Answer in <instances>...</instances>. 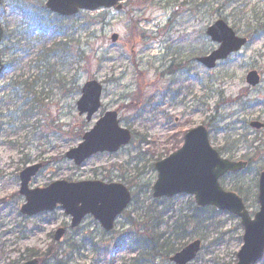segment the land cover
<instances>
[{
	"label": "rangeland",
	"instance_id": "1",
	"mask_svg": "<svg viewBox=\"0 0 264 264\" xmlns=\"http://www.w3.org/2000/svg\"><path fill=\"white\" fill-rule=\"evenodd\" d=\"M46 2L4 0L0 8V24L14 36L12 44L6 40L1 47L7 46L3 61L20 65L0 78V264H24L28 250L45 253L59 228L67 229L56 244L59 259L46 264H121L128 257L123 242L136 235L130 220L139 223L153 216H162L161 232L169 224L184 226L185 246L202 242L191 264H236L244 237L238 217L200 209L187 195L155 200L152 188L158 179L155 165L179 151L189 131L204 126L221 155L249 162L248 170L220 183L244 201L252 218L259 212L264 129L256 131L250 123L264 124V0H124L123 11H81L70 18L52 15ZM22 14L57 27L59 34L48 39L47 49L61 43V28L68 32L71 45L65 61L45 60L46 54L36 59L46 45L35 39L15 46L27 40L20 35L27 22ZM220 20L249 43L210 71L197 59L219 47L206 32ZM114 34L119 36L116 43ZM253 70L262 75L255 90L246 83ZM89 81L104 88L102 108L91 122L77 110L81 89ZM115 110L121 127L132 133L130 145L75 166L66 154ZM35 164L43 169L32 189L59 181H101L125 185L134 202L112 234H105L92 217L71 229V218L61 209L24 216L20 174ZM156 262L173 264L162 258Z\"/></svg>",
	"mask_w": 264,
	"mask_h": 264
},
{
	"label": "water",
	"instance_id": "2",
	"mask_svg": "<svg viewBox=\"0 0 264 264\" xmlns=\"http://www.w3.org/2000/svg\"><path fill=\"white\" fill-rule=\"evenodd\" d=\"M121 0H47L46 8L62 17H72L80 11H97L100 9H122L118 5ZM2 0H0V6ZM207 35L219 48L209 56L198 59L209 70L217 67V63L225 61L230 55L240 52L247 39L240 38L227 23L220 20L211 26ZM3 30L0 26V43ZM119 37L114 35L116 43ZM0 52V75L3 71ZM246 82L252 88L261 84V76L257 71L247 75ZM103 86L97 81L87 82L82 88V96L77 103L80 116H87V122L99 113L102 107ZM118 111L107 112L85 134L82 143L66 154V158L78 167L97 154L118 153L121 148L132 141L129 130L120 126ZM256 130L264 125L258 122L251 124ZM247 162H231L223 159L211 146L209 132L204 126L189 131L184 138L182 148L167 159L158 162L155 169L158 180L153 187V198H173L178 195L193 196L197 206L201 208L215 207L219 211L229 212L241 219L244 227L243 246L237 255V264H257L264 257V172L259 181L260 211L252 219L243 200L235 193L226 192L220 180L228 173L246 170ZM42 169V165H34L20 174V195L26 199L21 213L34 217L42 213H52L59 207L72 219L71 227L81 225L87 216H92L106 231H112L116 219L128 209L132 203L131 192L122 184H105L100 181H83L70 183L59 181L44 189H30L32 179ZM66 234L60 228L55 234V241L61 242ZM201 241H195L171 258L174 264H190L201 251ZM25 264H39L33 259Z\"/></svg>",
	"mask_w": 264,
	"mask_h": 264
},
{
	"label": "trees",
	"instance_id": "3",
	"mask_svg": "<svg viewBox=\"0 0 264 264\" xmlns=\"http://www.w3.org/2000/svg\"><path fill=\"white\" fill-rule=\"evenodd\" d=\"M22 16L25 20H30V23L28 24L29 26H35L33 32L29 33L30 35L37 38H44L52 32L49 37H55L56 34L53 33V29H56V27H46V25H43L39 19L33 17L32 15L27 16L26 14H22ZM67 34L68 32L63 31L61 28V61H65L70 54L69 49L71 42H68L69 39ZM56 47H58V45L52 47L50 46L48 49L46 47L42 49L41 55L44 56L46 54L45 60L53 59L58 56V50ZM7 64V70H14L12 62ZM16 87L17 86L13 85V89ZM34 101L39 103L37 98H35ZM161 217L162 216H157L155 218L153 216L151 219L146 218V221L139 223H135V221L130 220L131 229L134 228L137 232L135 237L131 239L129 243L124 245L129 256L127 259H123L121 264H157V258H162L167 262L172 255L176 254L185 247L184 241L186 236L181 234L184 226L175 225V223V226L169 224L168 230L166 232H161ZM173 227L175 229L172 231ZM59 252L60 247L54 243V245H51L45 253H41L35 249L28 250L27 255L29 258L27 260L38 258L41 264H46L48 261H57L59 259ZM111 264H114V262Z\"/></svg>",
	"mask_w": 264,
	"mask_h": 264
},
{
	"label": "flooded vegetation",
	"instance_id": "4",
	"mask_svg": "<svg viewBox=\"0 0 264 264\" xmlns=\"http://www.w3.org/2000/svg\"><path fill=\"white\" fill-rule=\"evenodd\" d=\"M60 47H61V44H60ZM60 53H61V51H60ZM231 161H239V160H236V159H234V158H231L230 159ZM228 176V175H227Z\"/></svg>",
	"mask_w": 264,
	"mask_h": 264
}]
</instances>
